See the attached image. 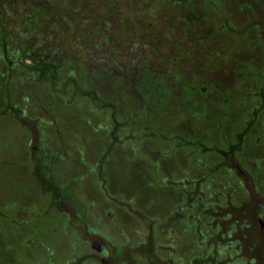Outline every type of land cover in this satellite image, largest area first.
Instances as JSON below:
<instances>
[{
  "label": "rangeland",
  "instance_id": "obj_1",
  "mask_svg": "<svg viewBox=\"0 0 264 264\" xmlns=\"http://www.w3.org/2000/svg\"><path fill=\"white\" fill-rule=\"evenodd\" d=\"M249 71L264 72V0H0V264L79 257L74 232L82 224L62 216L61 194L112 238L126 230L133 237L138 225L111 202L135 198L147 213L154 199L162 245L168 227L180 237L193 226L177 215L163 219L174 191L143 186L160 173L178 179L186 169L188 179L207 175L214 190L228 183L243 194L231 174L204 171L221 157L203 148L208 136L199 129L233 136L228 123L244 112L247 87L230 76ZM227 83L234 108L221 105L231 95L217 91ZM212 110L226 116L221 127L210 126L220 123ZM260 132L256 126L252 135ZM166 150L175 154L161 160ZM187 241L197 255L195 238Z\"/></svg>",
  "mask_w": 264,
  "mask_h": 264
},
{
  "label": "flooded vegetation",
  "instance_id": "obj_2",
  "mask_svg": "<svg viewBox=\"0 0 264 264\" xmlns=\"http://www.w3.org/2000/svg\"><path fill=\"white\" fill-rule=\"evenodd\" d=\"M252 74L249 71L243 73V76L242 73L233 72L230 76L232 78L231 84H235L238 78L247 87L241 94L246 102L244 112L241 110L234 115V111L233 115L237 118L240 116V119L234 117L228 123V130L233 134V138L226 139L225 135L221 136L219 129L208 131L209 128H206V134L199 129L200 134L208 136L206 142H204L205 140L201 141L205 144H202L203 148L209 149V153L213 151L215 154L219 153L221 157V162H218L214 168L208 169L205 165L204 171L213 176L224 172L231 174L235 179L242 182L239 187L243 194H238L232 184L228 183L215 184L214 186L218 189L214 190L212 183V185H206L208 182L207 175H198L188 179L186 169H180L178 179L169 174L160 173L159 177H155L156 182L152 181V186H143L146 189L155 188L166 192H170V189L173 190L175 199L171 200L170 206H175L170 214L163 219L169 220L173 215H177L180 221L193 226L192 230L186 231L184 234L181 232L182 235L178 237L175 229L168 227L165 230L166 245H162L161 242L159 243L160 239L156 231L162 223L161 218H159L161 213L152 211L155 200L150 199L151 203L148 209H145L147 212L145 213L139 208L140 205L137 204L135 198L131 200L117 198L111 203H114L125 216L129 215L128 219L133 218L138 225H136L137 228H134L133 237L128 235V230L124 231L125 234L116 233L117 235L113 238L124 240L125 242L120 243L122 246L112 241V236L108 233L101 235L93 230L89 223L82 219L84 214L77 211L75 206L70 202L68 203L66 201L68 199L65 200L61 194L58 201L62 203L61 209H59L62 216L68 223L78 222L82 224V227L80 226L81 231L75 230L74 235L80 243L79 245L82 246L83 252L79 257H75L71 264H88L90 262L98 264H146L130 260V254L136 252L149 257L152 261L150 264H264V182L261 178L264 176V150L257 151L256 149L258 145L264 148V72H260L259 76ZM252 79H258V83L255 82L257 90L248 93ZM217 91L222 92L223 95H227V93L231 95L229 99H224L221 102V105L231 107L230 102L236 99L232 97L235 95L228 87V83L225 87L223 84L221 89ZM232 107L234 108V106ZM198 111H202L203 114L205 112L202 107ZM212 112L211 116L218 117L214 110ZM260 115L262 117L261 122L257 119ZM219 116L223 120L218 117L220 123L212 119L209 121L208 117L206 122L209 121L211 127H221L227 122V119H225L226 116ZM257 123L259 124L257 125ZM256 126H260L261 132L258 136H253V128ZM239 127L244 128L243 135H241L242 132L238 131ZM35 137L32 133L31 138L34 140ZM215 139L219 140L215 141ZM171 150H166L164 153L160 152L161 160H166L167 157L174 155L175 153H172ZM241 150L244 153V160L239 158ZM204 153L208 152L205 151ZM187 161L182 167L187 168L189 165V161ZM58 201L53 199V204ZM195 208H199L197 211L199 214L192 211ZM115 217L116 215L112 213L109 220H114ZM122 227V222L118 223L117 228ZM189 235L195 238V248L200 251L195 256H190L189 253V250L193 249V243L191 247L188 245L187 238ZM132 239L138 242L130 244L128 240Z\"/></svg>",
  "mask_w": 264,
  "mask_h": 264
}]
</instances>
